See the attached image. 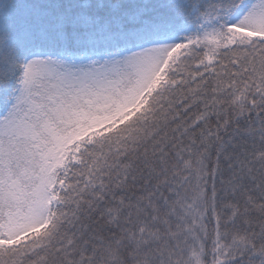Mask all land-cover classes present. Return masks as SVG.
Returning <instances> with one entry per match:
<instances>
[{
	"label": "snow or ice",
	"instance_id": "1",
	"mask_svg": "<svg viewBox=\"0 0 264 264\" xmlns=\"http://www.w3.org/2000/svg\"><path fill=\"white\" fill-rule=\"evenodd\" d=\"M0 264H264V0H0Z\"/></svg>",
	"mask_w": 264,
	"mask_h": 264
},
{
	"label": "trees",
	"instance_id": "2",
	"mask_svg": "<svg viewBox=\"0 0 264 264\" xmlns=\"http://www.w3.org/2000/svg\"><path fill=\"white\" fill-rule=\"evenodd\" d=\"M209 259H210V257H209Z\"/></svg>",
	"mask_w": 264,
	"mask_h": 264
}]
</instances>
